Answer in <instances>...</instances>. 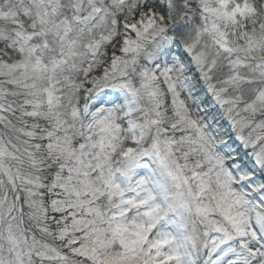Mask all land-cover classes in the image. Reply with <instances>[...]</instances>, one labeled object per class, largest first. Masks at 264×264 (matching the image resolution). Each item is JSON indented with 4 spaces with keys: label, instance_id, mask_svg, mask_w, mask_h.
<instances>
[{
    "label": "snow or ice",
    "instance_id": "6c2138e0",
    "mask_svg": "<svg viewBox=\"0 0 264 264\" xmlns=\"http://www.w3.org/2000/svg\"><path fill=\"white\" fill-rule=\"evenodd\" d=\"M0 264H264V0H0Z\"/></svg>",
    "mask_w": 264,
    "mask_h": 264
}]
</instances>
